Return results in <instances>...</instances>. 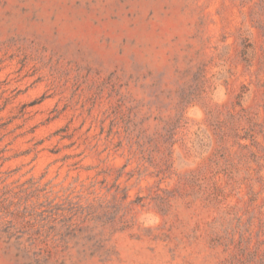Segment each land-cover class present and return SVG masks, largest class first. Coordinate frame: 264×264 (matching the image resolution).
Instances as JSON below:
<instances>
[{
    "label": "rangeland",
    "instance_id": "1",
    "mask_svg": "<svg viewBox=\"0 0 264 264\" xmlns=\"http://www.w3.org/2000/svg\"><path fill=\"white\" fill-rule=\"evenodd\" d=\"M0 264H264V0H0Z\"/></svg>",
    "mask_w": 264,
    "mask_h": 264
}]
</instances>
